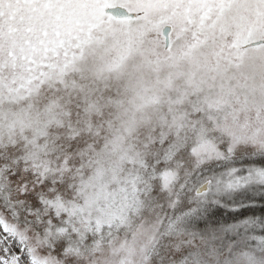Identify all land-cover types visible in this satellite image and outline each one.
I'll use <instances>...</instances> for the list:
<instances>
[{"label":"snow or ice","instance_id":"snow-or-ice-1","mask_svg":"<svg viewBox=\"0 0 264 264\" xmlns=\"http://www.w3.org/2000/svg\"><path fill=\"white\" fill-rule=\"evenodd\" d=\"M0 264H264V0H0Z\"/></svg>","mask_w":264,"mask_h":264}]
</instances>
